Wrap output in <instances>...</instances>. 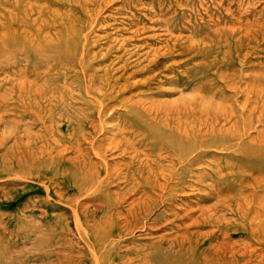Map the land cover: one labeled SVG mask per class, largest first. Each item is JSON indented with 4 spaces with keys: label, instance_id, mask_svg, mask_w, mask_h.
<instances>
[{
    "label": "rangeland",
    "instance_id": "rangeland-1",
    "mask_svg": "<svg viewBox=\"0 0 264 264\" xmlns=\"http://www.w3.org/2000/svg\"><path fill=\"white\" fill-rule=\"evenodd\" d=\"M51 1L21 0L20 10L26 8L23 5L31 6V12L26 11L21 20L29 19L30 22L32 19L36 28L44 24L43 33L53 40L69 34L76 44V56H62L60 63L55 59L41 62L28 50L26 57L31 61L27 63L23 56H18V67L9 63L17 58V53L0 59V264L89 263L90 257L78 251L83 245L80 234L81 229L84 231L85 226L97 219L96 214L102 215L101 195L89 189L81 193L76 190L62 161L73 157L76 143L68 147V143L56 139L75 137L87 132V128H80L75 134L77 119L57 114L58 118L49 120L46 107L40 109L33 103L31 106L29 101L30 105L24 106L25 103L18 100L19 95H28L34 88L41 87L77 94L75 89L88 83L78 58L83 49L92 55L89 61L98 74L103 70H112L113 74L107 87L101 88V91L106 90L103 102L108 107L103 113V123L110 132L98 126V137L108 136L118 129L115 116L122 109L124 117L130 113L128 116L135 119L140 110L135 112L132 107L151 106L161 111L149 114L150 118L147 116L150 124L178 135H183L186 128L189 139L211 141L210 146L204 147V154H200L203 159L188 166V175L183 179L188 182L187 187L177 186L171 199L160 197L159 206L143 214L151 229L136 228L131 236L120 242L115 252L120 256L123 252L124 264L145 263L144 245L151 247V242L159 238H163L160 247L166 249L172 237L212 229L214 234L200 236L195 233L192 240H204L202 247L209 246L210 242L222 243L220 247H224L225 255L229 253L226 247L238 242L235 252H238V264H264V0H108L107 3L96 0V7L90 6L86 14L79 6L85 0L82 3L81 0H64L66 4L60 7ZM13 8L0 0V30L9 13H19ZM19 26L12 25L17 31L22 29ZM82 40L87 43L86 48ZM120 46L122 48L117 50ZM103 55L107 56L104 61ZM165 55L168 58L160 59ZM19 79L26 81L23 86L26 91L12 88L14 91L5 96L8 92L5 89L10 86L6 81ZM94 86L99 87V83ZM185 99L193 100L187 110L178 106ZM68 101L72 104L70 98ZM113 109L118 112L111 115ZM172 109L177 112L173 111L171 118L167 111ZM112 155L115 154L108 150V163L120 160L113 161ZM128 156L124 152L125 165L130 160ZM260 159L263 166L258 165ZM127 173L129 182L124 180L120 187L112 186L117 181L108 185V190L115 192L114 196H118L119 188H124L122 195L126 203L122 207L141 193V185L149 188L152 183H141L134 189V195L132 191L126 194L131 178L136 177L133 174L130 178L131 171ZM199 174L200 180L196 177ZM66 193L77 201L78 207L64 198ZM216 201H219L218 217L228 218L225 222L213 226L196 219L200 216L199 207H212ZM225 202L233 203L232 211L223 208ZM79 216L87 221L82 222Z\"/></svg>",
    "mask_w": 264,
    "mask_h": 264
},
{
    "label": "bare ground",
    "instance_id": "bare-ground-1",
    "mask_svg": "<svg viewBox=\"0 0 264 264\" xmlns=\"http://www.w3.org/2000/svg\"><path fill=\"white\" fill-rule=\"evenodd\" d=\"M106 1L108 0H105V1L103 0V2H106ZM80 2L82 3V0ZM2 3L5 6L14 7L13 9L18 10L19 13H15V14L9 13L8 15L7 14H5V16L3 15L4 18L6 17V15L7 17L5 18L6 20L2 22L3 30L2 29L0 30V59L4 58L5 56L9 54L17 53L15 54L17 58L11 60L12 63L11 62L9 63L12 66L18 67L19 65L18 60L20 59V57L18 56H21V57L23 56L26 62L27 60H30L28 57H26L28 55V52H27L28 50L29 51L31 50L32 52L31 51L30 52L34 54L36 59H38L41 62H48L49 60L53 61V59H55L57 63H60L62 62V56L63 58L65 56H70V58H74L76 56L77 54L76 44L75 42L74 44L72 43L71 36H69V34L68 36L64 35L62 37L63 40L60 39L61 35L57 39L53 40L51 37L48 36V34L43 33L44 24L43 25L41 24V26L36 28L34 27L32 19L30 20V22H28L29 19L27 18L28 20H26V22H22L21 16L23 15V17L25 18V15L27 14L26 11L28 12L30 10L29 12H31V6L27 4L23 5L26 8L22 10L23 8L22 7L20 10L18 5L19 3H21V0H12V1L2 0ZM51 3L54 4V6H58V7L62 6V4H66L64 0H58V1L52 0ZM95 3H96V0H85V2H83L79 6H80L81 11H84L86 14L90 6L92 7V9L96 7ZM11 11L12 10H10V12ZM7 12L8 10L6 9V13ZM69 19L71 20L72 16ZM13 23H17L18 25H20L19 27H22V29L20 31H17V29L12 27ZM53 26L54 25L50 26V28H53ZM69 32H72L71 34H73V31L70 30ZM149 39H152V38H149ZM35 41L36 43H34ZM81 44L82 46L84 45L85 48L87 47L86 45L87 43H85V41L83 42L82 40ZM121 48L122 47L120 46V48H117V50H120ZM166 55L163 57H160V59L168 58V56ZM158 56H160V54ZM91 57L92 55L88 52H84V49L83 51H80V53H78V58L80 61V68H81L82 73L86 74L85 76H87L88 83H85L84 87H77L75 89L77 94H73L70 90L56 92L52 90L53 87L49 90L48 89L45 90V88L41 87V88H34L35 90L34 91L31 90L32 93L28 95L24 94L29 99H27L24 95H19L18 100L22 104L25 103L24 106L30 105L29 104L30 102L31 106L33 103V105L35 104L40 109H42L43 107H46L49 112V115L47 117L49 120L58 118L56 117L57 114H59L60 116H67L69 118L72 117V118L77 119L76 121L77 124L75 127L76 128L75 134L78 133L80 128L84 130L87 128V132L84 131V133L82 132L80 133V135H77L72 138L53 137V138L58 139L60 142L68 143V147H70V145H72L73 143H76V145H74L75 147H73L74 152H75L73 157H67V158H64L63 160L61 159L65 163L64 166L66 167V171L68 172L67 174L71 177V181L74 182V187H76V190L78 189V191L81 193L82 191L89 189L95 194L99 193L98 195L99 196L101 195L100 206L102 209V215L97 216L96 214L97 219L93 223H90L87 226H85V230L83 229L84 231H82L81 229L80 235H81L83 245H81L78 248L79 249L78 251L80 254L82 255L85 254L86 256L90 257L88 264H124V256L122 254L123 252H121V256L115 252V250L121 246L120 242L121 243L124 242V237L131 236L134 229L136 230V228L138 229L144 228V230H146V228L151 229L150 225L146 224L147 221L145 222L143 214L145 213L147 214L150 211H152V209L155 208L157 205L159 206L158 199L160 197L164 196L166 199H171V197L175 194L174 191L177 189V186L180 187L181 189L187 187L186 184H188V182L184 181L183 179H185L188 175L187 174L188 166H190L192 163H195L194 161L200 162L203 159L202 156H200V154L201 153L204 154L206 150L204 149V147L210 146L211 141H208L206 138H201V139L192 138L193 140L189 139L188 138L189 136H187L186 128L183 129V133H184L183 135H178L173 132L166 133L165 131H162L161 128L154 125V123L150 124L149 121L146 120L149 114H153V113L159 114V112L161 111V109L154 108L151 106L146 107V108L141 107L142 109L132 107L134 110H136L135 112H138L140 110L138 112L139 114L137 116H134L135 119H133L131 115L130 116L132 119L128 116L130 113L127 116L125 115L124 117V110L122 109L121 112L117 113L118 115L115 116L118 129L111 131V133L108 136L98 137L97 136L99 134L97 131L98 126H100L101 129L103 126L104 131L106 129V132H110V129L107 130V128L104 127V123H103L104 122L103 113L104 111H106L108 107H106V105L103 102V98L106 96V90L104 89V91H101V88H104L105 86L107 87V85L109 84V77L112 76L113 74H111L112 70L111 72H109V71L103 70V68H102L103 73L98 74L97 70L93 69L95 67H93L89 61ZM106 57L107 56L103 55L102 61H104ZM34 64L33 66L36 67V64L35 65ZM64 67L67 68L66 65ZM115 67H119V66H115ZM20 70L23 71V73L25 72V68H22ZM88 70H89V73H87ZM20 73L22 72H19V74ZM87 80L85 79L86 82ZM24 81L20 79L16 81H11V80L6 81L8 84H10V86H8L5 89V92L8 91L5 94V96L9 95L10 92L14 91V89L22 88V90H25L26 88L24 89L23 87ZM96 82L99 83V87L94 86ZM28 85H31V83L29 82ZM27 88L29 89V86ZM0 90H1V85H0ZM19 90L21 91V89ZM22 92L24 93V91ZM1 96H3V94ZM69 98L71 99L72 104L69 103L68 101ZM191 101L193 100L185 99L184 102L178 106L184 107V109L187 110L189 108L188 106L190 105ZM43 102H45L44 105H42ZM108 104H110L109 101H108ZM210 105L211 104H209L208 106ZM122 106H124V104ZM58 107H60L61 109H58ZM176 107L174 109H176ZM174 109L167 111V115L171 117L172 112L175 111ZM115 112H118V110L113 109L111 111V115H114ZM176 112L177 111H175V113ZM101 114H102V117H101ZM137 117H139L140 120ZM40 118L42 119V117ZM95 118H97V120H95ZM169 119L170 118L168 117L166 118L167 121H169ZM73 124L75 123L73 122ZM47 127H48V132H49L50 126L48 124H47ZM175 127H177V125H175ZM128 128H132L130 132H128L129 131ZM180 129H181L180 131H182V128ZM124 130H128V131H124ZM261 137H263V135ZM80 139H82L83 141H86L88 143L87 144L88 146L84 145V143L86 142L81 143L82 140L79 141ZM108 150H111L115 154L114 156L112 155L113 157H111L113 161L114 159H117V158H120V160L115 162L114 164L108 163V160L106 158ZM194 151H196V153H194ZM124 152L128 153L129 155L127 160L130 159L126 163V165L124 163ZM259 152H261V150H259ZM92 158L95 160L92 161ZM261 164H263V160H261L258 165L260 166ZM124 165H125V168H124ZM58 166L59 165L57 164V167ZM129 171H131V174L129 175L130 178L133 176V174H136V177L131 178L130 180L131 186L129 187V189L125 190L126 194L129 191H132L131 194L134 195L136 193V190L134 189H138L141 183L145 185H147L150 181H152V183L149 188H147L144 185H141V193L139 192L140 194L138 196H136L135 198H132L130 201H127L128 205L122 207V205H124V202L126 203L125 197L122 195L124 194V188L122 187L119 188L120 192L118 196H114L115 192H110L108 190L109 189L108 185H110L112 182L117 181L113 183L112 186L115 185V186L120 187L121 183H123L124 180H126V182L128 181L126 178L128 176L127 172ZM142 172L146 173L148 176H143L141 174ZM196 177L198 180L202 178L200 174L199 176L197 175ZM160 180H164V182L161 183ZM187 180L189 181V179ZM215 183L219 184V180ZM65 197L67 198L69 203L72 202L77 205V201L74 198L70 197L68 193H66L64 198ZM219 199L221 198L218 195L217 200ZM222 199L225 201L227 200L226 197ZM218 202L219 201H216V203H214L212 207H208V206L199 207L201 212L199 214L200 216L197 217L196 219L200 218L206 222H209L213 226L220 225V223L225 222V220H227L228 218L218 217L219 215L218 214L219 213ZM228 202H225V205L223 206V208H226L227 210L232 211L234 205L232 203L233 205L232 206ZM237 208L239 210L241 209L240 206ZM81 212L82 214L85 213V216H86L85 210L82 209ZM196 219L194 220L196 221ZM154 220L157 221L156 218ZM81 221L86 222L87 220L84 218L83 220L81 219ZM213 232L214 230L212 229L209 232L196 231L192 233L190 232L187 234H181L180 236H176L174 238L172 237L169 239L168 247L166 249H162L160 247V241L163 240V238H159L158 240H154L153 242H151V247L145 244L144 252H147V253L144 254L145 263H142V264H238L240 263L238 258L236 257L237 256L236 254H238V252L235 253L237 251L236 245L239 244L238 242L237 243L233 242L228 247H226V248H229V253H226V255L228 254L229 256H226L224 254L225 251L223 252L224 247H220L222 243H218L217 241L213 240V242L215 241V243L210 242L209 246L206 245V247H202V243L204 240L202 242L199 241V239L192 240V237L195 235V233H197L200 236H203V235L210 236L214 234ZM239 242L244 245H246L247 243V242L245 243V241H239ZM187 243L188 245H186ZM223 245L224 244H222V246ZM136 264H141V263L138 262Z\"/></svg>",
    "mask_w": 264,
    "mask_h": 264
}]
</instances>
